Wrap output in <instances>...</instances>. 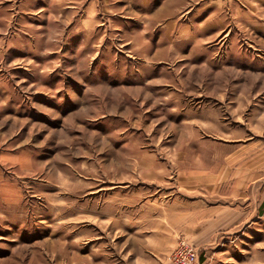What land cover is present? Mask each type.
<instances>
[{"label": "rangeland", "instance_id": "rangeland-1", "mask_svg": "<svg viewBox=\"0 0 264 264\" xmlns=\"http://www.w3.org/2000/svg\"><path fill=\"white\" fill-rule=\"evenodd\" d=\"M2 157L0 264H264V0H0Z\"/></svg>", "mask_w": 264, "mask_h": 264}, {"label": "crops", "instance_id": "crops-1", "mask_svg": "<svg viewBox=\"0 0 264 264\" xmlns=\"http://www.w3.org/2000/svg\"><path fill=\"white\" fill-rule=\"evenodd\" d=\"M12 156V155H11ZM14 159V155H13ZM8 159L2 157L0 162L2 166L6 164ZM11 160V158H10ZM11 163V161H9ZM0 187H3L2 191L10 189L13 195L18 193L17 182L15 180L2 179ZM17 188V190H16ZM261 214V210H259ZM173 222L174 230L179 232L188 233L190 243L201 250L197 264H220L219 258L215 259L216 254L210 259V250L207 253H203L202 250L206 247L211 248L214 239L218 234L238 232L248 225L246 221V213L241 210H230L229 208H220L215 212L213 209L199 208L195 204L193 205L192 212L182 211L180 214L175 215ZM212 249V248H211ZM214 251V250H213ZM212 253V252H211ZM163 264H171L167 259Z\"/></svg>", "mask_w": 264, "mask_h": 264}, {"label": "built area", "instance_id": "built-area-1", "mask_svg": "<svg viewBox=\"0 0 264 264\" xmlns=\"http://www.w3.org/2000/svg\"><path fill=\"white\" fill-rule=\"evenodd\" d=\"M198 260V249L182 242L172 255L174 264H193Z\"/></svg>", "mask_w": 264, "mask_h": 264}, {"label": "bare ground", "instance_id": "bare-ground-1", "mask_svg": "<svg viewBox=\"0 0 264 264\" xmlns=\"http://www.w3.org/2000/svg\"><path fill=\"white\" fill-rule=\"evenodd\" d=\"M194 175V174H193ZM203 175V174H202ZM204 177V176H203ZM195 178V177H194Z\"/></svg>", "mask_w": 264, "mask_h": 264}]
</instances>
